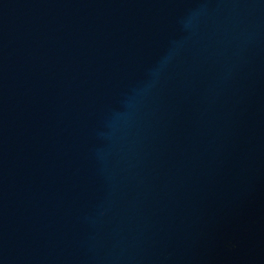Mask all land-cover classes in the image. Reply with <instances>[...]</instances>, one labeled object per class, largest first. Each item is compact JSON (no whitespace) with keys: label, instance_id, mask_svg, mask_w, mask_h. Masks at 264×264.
<instances>
[{"label":"water","instance_id":"1","mask_svg":"<svg viewBox=\"0 0 264 264\" xmlns=\"http://www.w3.org/2000/svg\"><path fill=\"white\" fill-rule=\"evenodd\" d=\"M0 264H264V0H0Z\"/></svg>","mask_w":264,"mask_h":264}]
</instances>
